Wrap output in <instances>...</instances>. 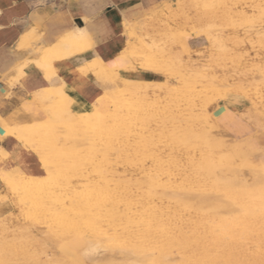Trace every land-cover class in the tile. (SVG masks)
I'll list each match as a JSON object with an SVG mask.
<instances>
[{"label": "rangeland", "instance_id": "374dc122", "mask_svg": "<svg viewBox=\"0 0 264 264\" xmlns=\"http://www.w3.org/2000/svg\"><path fill=\"white\" fill-rule=\"evenodd\" d=\"M132 39V69L145 71L150 81L133 84L116 75L112 88L85 111L74 115L63 104L49 107L46 122L24 129L25 146L37 154L42 174L0 175V264H32L33 259L57 264V223L74 208L86 209L73 198L94 182L111 195L124 194L132 209L109 210L105 221L97 218L105 237L92 259L112 252L117 258L111 264H122L123 249L136 253L140 264H156L154 258L161 264H191L184 254L203 248L204 264H226L236 250L239 264H264V234H248L239 226L259 219L264 198L256 205L247 197L230 207L222 195L224 190L264 193V0H167L135 27ZM101 101L107 102L105 109ZM92 109L99 110L98 120L89 122ZM106 110L117 116L108 117ZM21 179L53 180L59 191L56 199H47L57 210L53 225L20 214L13 194ZM172 199L184 202V208ZM82 213L74 218L77 230L70 227L67 233L78 234L88 247L95 238L88 213ZM73 254V262L88 264L81 257L88 251Z\"/></svg>", "mask_w": 264, "mask_h": 264}, {"label": "crops", "instance_id": "0c3cea01", "mask_svg": "<svg viewBox=\"0 0 264 264\" xmlns=\"http://www.w3.org/2000/svg\"><path fill=\"white\" fill-rule=\"evenodd\" d=\"M166 1L0 0L2 177L41 176L24 129L46 122L49 107L77 115L116 75L133 84L152 79L132 69V34Z\"/></svg>", "mask_w": 264, "mask_h": 264}, {"label": "bare ground", "instance_id": "6f19581e", "mask_svg": "<svg viewBox=\"0 0 264 264\" xmlns=\"http://www.w3.org/2000/svg\"><path fill=\"white\" fill-rule=\"evenodd\" d=\"M178 14V13H177ZM84 34V33H83ZM138 34V33H137ZM84 36V35H83ZM196 52V51H195ZM107 93V92H106ZM105 93V94H106ZM102 95V94H101ZM101 95H100V97H101ZM99 97V98H100ZM102 97H104V94L102 95ZM106 98V97H105ZM102 99V98H101ZM103 100H105V99H103ZM102 102V105H103V107H102V105H101V109H105V107H107V102L106 101H101ZM233 106V105H232ZM92 107V106H91ZM224 107V106H223ZM95 108V107H94ZM98 109H100V107L98 108ZM97 109V112H96V110H91L90 111V113L88 114V121L90 122V121H93L94 119H96L97 117H96V113H98V110ZM101 109H100V111H101ZM160 109V108H159ZM107 111V110H106ZM102 112L103 111H101V112H99V114L101 113L102 114ZM107 113V116L108 117H112L113 119L117 116V114L116 115H112V114H110L108 111L106 112ZM96 117V118H95ZM86 118V117H85ZM110 119V118H109ZM96 120H98V119H96ZM106 120V119H105ZM70 121V120H69ZM82 121V120H81ZM86 121H87V118H86ZM84 122V121H83ZM94 122H96V121H94ZM106 122H107V120H106ZM68 123H70V122H68ZM80 123V122H79ZM78 123V124H79ZM101 121H99V124H97V125H101L102 123H105L104 121L101 123ZM76 124H77V122H76ZM77 124V125H78ZM81 124V123H80ZM106 124V123H105ZM85 125H86V123H85ZM89 125H92V123L91 124H89ZM88 125V126H89ZM103 126H104V124H102ZM73 126V125H72ZM79 127L81 126V125H78ZM94 126V125H93ZM92 126V127H93ZM96 126V125H95ZM71 127V126H70ZM70 127H68V128H70ZM74 127L76 128L77 126H75V124H74ZM73 127V128H74ZM79 127H78V129H79ZM90 127V126H89ZM98 127V126H97ZM100 127H102V126H100ZM84 128V127H83ZM83 128H81L82 130H84ZM86 128H88V127H86ZM71 129V128H70ZM77 129V128H76ZM93 130L92 131H94L95 129L94 128H92ZM98 129V128H97ZM100 129V128H99ZM69 130V129H68ZM86 130V129H85ZM103 129H101V132H103L102 131ZM49 131H51V133H52V129H50ZM48 130H47V133L49 132ZM91 131V130H90ZM97 131V130H96ZM43 132H45V131H43ZM83 132V131H82ZM100 132V131H99ZM98 132V133H99ZM46 133V134H47ZM50 133V134H51ZM74 133V135H75V132H72V134ZM86 133V132H85ZM92 133V132H91ZM90 133V134H91ZM68 134H70V133H68ZM78 134H80V133H78ZM86 134H88V133H86ZM71 135V134H70ZM40 136V135H39ZM43 136V135H42ZM51 136V135H50ZM90 136V135H89ZM94 136V135H93ZM212 138V137H211ZM40 146H38L37 148H39ZM231 147V146H230ZM256 147V146H255ZM233 149V148H232ZM236 150V149H235ZM123 156V155H122ZM89 159H92V161H94L93 160V158H91V157H89ZM103 159V158H102ZM101 159V160H102ZM248 159V158H247ZM50 162V161H49ZM89 163V162H88ZM92 163V162H91ZM94 163V162H93ZM98 163V162H97ZM101 163V162H100ZM216 163V162H215ZM250 164V163H249ZM52 165V164H51ZM102 166V165H101ZM95 167V166H94ZM97 167V166H96ZM251 167V166H250ZM252 168V167H251ZM250 168V169H251ZM250 169H248V170H250ZM219 170V169H218ZM258 172H260V171H258ZM175 173V172H174ZM217 174V173H216ZM264 174V173H263ZM52 175V174H51ZM218 175H219V173H218ZM25 176V175H24ZM24 176H20V177H24ZM28 176V175H27ZM50 176V175H49ZM48 176V177H49ZM1 177V176H0ZM219 177V176H218ZM258 177V176H257ZM260 178H262L261 176H259ZM258 177V178H259ZM15 178H17V177H15ZM19 178V177H18ZM17 178V179H18ZM45 178V177H44ZM51 179L53 178L52 176L50 177ZM252 178V177H251ZM259 178V179H260ZM4 179V178H3ZM47 179H49V178H47ZM253 179H255V178H253ZM14 180V179H13ZM20 180V179H19ZM22 180V179H21ZM24 180V179H23ZM23 180L20 182V189H18L17 191H15V189H14V191L16 192V193H14L13 195H15L16 194V197H14L15 199H16V201L17 202H15V203H17V205L19 206V210H20V214L23 216V217H25L28 221H30V222H36V223H45V224H48L49 226H51V224H52V218H53V214H54V212H56L57 210L56 209H54V208H51V206L47 203V199H49L50 197H53V198H57L58 197V194H59V191L56 189V188H54L53 186H54V184H53V180H48V182H45V183H38V182H35V181H33V182H30L29 181V183L28 182H24L23 183ZM26 180H30L29 179V177H27L26 178ZM44 180V179H43ZM220 180V179H219ZM16 182H17V180H15ZM37 181V180H36ZM40 181H42V180H39V182ZM222 181V180H221ZM261 181V180H260ZM259 181V182H260ZM264 181V180H263ZM263 181H261V182H263ZM6 182H12V180H10V181H8V180H6L5 179V183ZM109 182V181H108ZM201 182H203V181H201ZM258 182V183H259ZM18 183H19V181H18ZM160 183V182H159ZM204 183V182H203ZM99 184V183H98ZM98 184H96L95 182L94 183H88V188L86 189V190H82V191H84L82 194H75L74 195V198H73V200H81V201H83V203H85L86 204V209H84V210H79V209H75L74 208V211H70V213H67V214H65L64 215V218H63V220L60 222H58L57 223V227L59 228L58 229V231L56 232L57 234H56V238L55 239H57L56 240V247L59 249V250H61L60 251V257H58V258H56L55 260H57V264H76L75 262H73V259L75 258V254H73V252H74V250H76V249H82V251H88V256L87 255H84V254H81V257H82V259L84 260V259H86V258H88V264H111V263H113V261L117 258V256H114V255H112V252L111 253H109V252H106V253H103L102 255H101V253H100V255H101V257H100V259H92V255H90V254H92L95 250L97 251V249H99V248H101L99 245H100V243H102V241H103V239H104V237H105V235L103 234V233H101L100 232V229H99V222H100V220L98 221V219L97 218H101L103 221H105L106 220V216H107V214L108 213H110V211L109 210H111V212H117V213H128L131 209H132V207H130V205H129V201L130 200H128V198H126V196H124V194H122V193H115V191H114V193L115 194H113V195H111L110 193H108L107 191H109V190H107L106 191V188L108 189V187H101V186H99ZM161 184V183H160ZM242 184V183H241ZM240 184V185H241ZM244 184H246V183H244ZM243 184V185H244ZM7 185V184H6ZM10 185V184H9ZM14 185H17V184H14ZM19 185V184H18ZM159 185V184H158ZM162 185H164V184H162ZM254 185V184H253ZM263 185V184H262ZM8 186V185H7ZM12 185H10V187H11ZM60 186V185H59ZM164 186H166V188H169V189H171V186H170V184H169V186H168V184H165ZM237 186V185H236ZM9 187V186H8ZM7 187V188H8ZM18 187V186H17ZM238 187V186H237ZM4 188H5V186H4ZM6 188V189H7ZM238 188H240V187H238ZM260 188V187H259ZM6 189H4L5 190V193H6ZM9 189V188H8ZM64 189V188H63ZM68 189V188H67ZM235 189V188H234ZM10 190V189H9ZM195 190V189H194ZM242 190V189H241ZM245 190V189H244ZM202 191V190H201ZM10 192V191H9ZM120 192V191H119ZM171 192V191H170ZM174 192V191H173ZM188 192V191H187ZM196 192V191H195ZM12 193V192H11ZM76 193H77V191H76ZM125 193V192H124ZM172 193V192H171ZM174 193H176V192H174ZM186 192H184L183 194H185ZM189 193V192H188ZM197 193V192H196ZM1 194V193H0ZM7 194H8V192H7ZM10 194V193H9ZM173 194V193H172ZM11 195V194H10ZM68 195V194H67ZM197 195V194H196ZM222 195L224 196V197H226L227 199H228V201H229V204H230V207H231V205L232 204H234L235 202H242L243 201V199H246L247 197H250V199L253 201V203H255L256 205H258L259 204V202H257V199L258 198H264V193H258V192H255L254 190H251V189H248V190H246V192H230V191H227V190H224V191H222ZM171 196H173V195H171ZM180 196H182V194L180 195ZM187 196V195H186ZM198 196V195H197ZM11 197V196H10ZM131 197V196H130ZM174 197V196H173ZM183 197H185V195L183 196ZM188 197V196H187ZM9 198V197H8ZM186 198V197H185ZM182 199V198H181ZM187 199V198H186ZM189 199H190V197H189ZM192 199V198H191ZM194 199H195V197H194ZM207 199H209V198H207ZM207 199H205V200H207ZM211 199L212 198H210V203H211ZM0 200H1V202H4V199H3V197H0ZM9 200H10V198H9ZM132 200V199H131ZM135 200V199H134ZM173 201H174V203L176 204V205H178L179 207H183L184 208V202H182V201H177V200H175V199H172ZM204 200V199H203ZM214 201H215V199H213ZM219 200V199H218ZM224 200V199H223ZM136 201V200H135ZM7 202V201H6ZM50 202V201H49ZM73 202V201H72ZM77 202V201H76ZM209 202V201H208ZM63 203H64V201H63ZM94 203H98L99 204V207H97L96 208V206H95V204ZM132 203V202H131ZM218 203H219V201H218ZM222 202L220 201V204H221ZM228 203V202H227ZM7 204V203H6ZM77 204V203H76ZM216 204V203H215ZM223 205L225 204V203H222ZM17 205H15V207H17ZM64 205H66L65 203L63 204V206ZM80 205H81V203H80ZM138 205V204H137ZM202 205V204H201ZM212 205V204H211ZM226 205V204H225ZM14 206V205H13ZM62 206V207H63ZM79 206V205H78ZM95 206V207H94ZM200 206V205H199ZM75 207H76V205H75ZM82 207V206H81ZM85 207V206H84ZM194 207H196V206H194ZM227 207H228V205H227ZM226 207V208H227ZM135 209V208H134ZM203 209V208H202ZM211 209V208H210ZM17 210V209H16ZM175 210V209H174ZM177 210V209H176ZM234 210V209H233ZM83 211H85V212H87L88 213V230L89 231H91V232H93L94 233V240H91V241H89L88 242V247L87 246H84V244H82L81 243V241L80 240H82V239H80V237H79V235L78 234H72V235H69L68 233H67V228H72V227H74L75 226V230H77L76 229V226H77V222H75L74 221V218H76L77 219V217H79V216H81L83 213ZM259 211H260V217H259V219L257 220V221H254L252 224H250V225H248V224H246L244 221H240L239 222V226L241 227V228H243V229H247L248 230V234L249 233H255V232H257V233H261V234H264V209H259ZM258 211V212H259ZM18 212V211H17ZM226 212H228V211H226ZM226 212H223V213H226ZM230 212V211H229ZM231 212H232V210H231ZM87 213L85 214V215H87ZM157 214V213H156ZM220 214H222V213H220ZM228 214V213H227ZM111 215V214H110ZM225 215V214H224ZM256 215V214H255ZM112 216V215H111ZM124 216V215H123ZM87 217V216H86ZM93 217V218H92ZM184 217H186V216H184ZM240 217V216H239ZM109 218V217H108ZM128 218V217H127ZM84 220V219H83ZM82 220V221H83ZM133 220V219H132ZM246 220H247V218H246ZM3 221V220H2ZM108 221H110L109 219H108ZM110 222H112V221H110ZM137 222V221H136ZM145 222V221H144ZM102 223V222H101ZM100 223V224H101ZM118 223V222H117ZM132 223V222H131ZM114 224H116V223H114ZM123 224V223H122ZM154 224V223H153ZM222 224V223H221ZM21 225V224H20ZM24 225V224H23ZM35 225V224H34ZM53 225V224H52ZM136 225V224H135ZM235 226V225H234ZM21 227H22V225H21ZM81 227V226H80ZM87 227V226H86ZM108 227V226H107ZM110 227V226H109ZM211 227H212V225H211ZM38 228H39V225H38ZM101 228V227H100ZM123 228V227H122ZM86 229V228H85ZM84 229V230H85ZM105 229V228H104ZM112 229V228H111ZM87 230V231H88ZM129 230V229H128ZM23 231V230H22ZM105 231V230H104ZM103 231V232H104ZM242 231V230H241ZM81 232V231H80ZM216 232V231H215ZM22 233V232H21ZM78 233V232H77ZM84 233V232H83ZM92 233V234H93ZM107 233H108V231H107ZM122 233V232H121ZM257 233H256V235H257ZM119 235H121L120 233L119 234H116V235H113L114 237H115V239L116 238H119L118 236ZM153 235V234H152ZM226 235V234H225ZM255 235V234H254ZM264 236V235H263ZM201 237V236H200ZM87 240V239H86ZM236 240V239H235ZM237 243V245H238V248L240 247L239 245H240V243H239V241L237 240L236 241ZM98 244L96 247H93V248H90V246L91 245H94V244ZM126 243V242H125ZM83 245V246H82ZM25 246H27V245H25ZM103 247V246H102ZM242 248V247H241ZM53 249V248H52ZM77 251H79V250H77ZM109 251H110V249H109ZM236 251H238L237 253H234V252H232V254H231V258H229L228 259V261L227 262H225L226 264H239V262H238V254H240V252L241 251H239V250H236ZM50 252V251H49ZM129 254L130 255V257H127L126 256V254ZM97 254V253H96ZM113 254H115V252L113 253ZM122 255H123V257H122V259L121 260H123V262H122V264H140V263H137L136 262V260H137V255H136V253H134L133 251L131 252V250L130 251H127V250H123L122 249ZM119 256H120V254H119ZM184 256L186 257V259L187 260H189L190 261V263L191 264H204L203 262H204V260L206 259V257H207V253H206V251H204V249L202 248V250L200 251V250H195L194 252H192V253H190V252H186L185 254H184ZM121 257V256H120ZM76 259V258H75ZM79 259V258H78ZM44 261V260H43ZM54 261V260H53ZM78 261V260H77ZM37 262H38V260H36V261H34V259H33V262H32V264H37ZM79 262V261H78ZM77 262V263H78ZM148 262V261H147ZM152 262H154V263H156V264H161V260H160V258H154L153 260H152ZM28 263V262H27ZM54 264V263H53ZM144 264V263H143ZM208 264H218L216 261H214V262H210V263H208ZM242 264H255L254 262H244V263H242Z\"/></svg>", "mask_w": 264, "mask_h": 264}]
</instances>
